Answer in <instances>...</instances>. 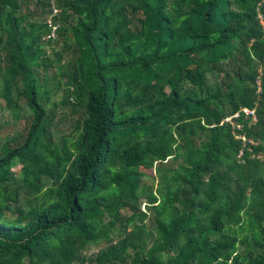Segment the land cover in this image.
<instances>
[{"label": "trees", "instance_id": "16d2710c", "mask_svg": "<svg viewBox=\"0 0 264 264\" xmlns=\"http://www.w3.org/2000/svg\"><path fill=\"white\" fill-rule=\"evenodd\" d=\"M30 5L0 0V264H264V0Z\"/></svg>", "mask_w": 264, "mask_h": 264}, {"label": "rangeland", "instance_id": "374dc122", "mask_svg": "<svg viewBox=\"0 0 264 264\" xmlns=\"http://www.w3.org/2000/svg\"><path fill=\"white\" fill-rule=\"evenodd\" d=\"M31 1V8L37 7L36 3L38 0H30ZM39 7V6H38ZM44 16V15H43ZM50 52V50L48 49ZM54 72V69H51L50 73L52 74ZM60 96L55 97L56 100H58ZM60 116H57V120L59 121ZM20 121L17 120L16 118L13 117V114L11 113L10 109L7 108L6 102L3 98H0V125H2L1 130H0V137H5V134L11 133L14 131L15 128H18L20 125ZM63 124H61L60 127H62ZM64 127V126H63ZM66 131H70V129H67ZM20 165L15 164L12 168L13 171L18 172ZM153 175L155 176V171L153 172ZM144 183L147 184L148 186H152L154 181L151 177H146L144 178ZM156 183L155 181V188H156ZM25 194H22V197H24ZM142 209H145V205L142 206ZM93 253H98V250H94Z\"/></svg>", "mask_w": 264, "mask_h": 264}, {"label": "built area", "instance_id": "2783aa9c", "mask_svg": "<svg viewBox=\"0 0 264 264\" xmlns=\"http://www.w3.org/2000/svg\"><path fill=\"white\" fill-rule=\"evenodd\" d=\"M55 12H57V10H55ZM245 112L247 113V114H250V115H252V116H254L255 114H254V112H250V111H248V110H245ZM244 141H245V139H244Z\"/></svg>", "mask_w": 264, "mask_h": 264}]
</instances>
